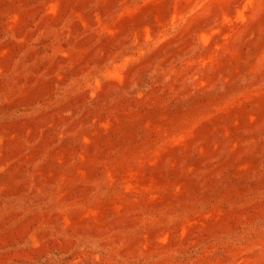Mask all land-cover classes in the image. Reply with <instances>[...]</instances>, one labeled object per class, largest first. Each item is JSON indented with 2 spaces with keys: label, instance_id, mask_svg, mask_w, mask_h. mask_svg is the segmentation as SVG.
<instances>
[{
  "label": "rangeland",
  "instance_id": "374dc122",
  "mask_svg": "<svg viewBox=\"0 0 264 264\" xmlns=\"http://www.w3.org/2000/svg\"><path fill=\"white\" fill-rule=\"evenodd\" d=\"M0 264H264V0H0Z\"/></svg>",
  "mask_w": 264,
  "mask_h": 264
}]
</instances>
